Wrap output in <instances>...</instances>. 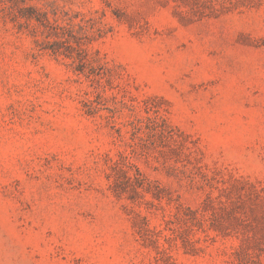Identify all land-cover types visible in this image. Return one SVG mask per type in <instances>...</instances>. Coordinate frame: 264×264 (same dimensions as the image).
Segmentation results:
<instances>
[{
    "label": "rangeland",
    "instance_id": "374dc122",
    "mask_svg": "<svg viewBox=\"0 0 264 264\" xmlns=\"http://www.w3.org/2000/svg\"><path fill=\"white\" fill-rule=\"evenodd\" d=\"M0 264H264V0H0Z\"/></svg>",
    "mask_w": 264,
    "mask_h": 264
}]
</instances>
